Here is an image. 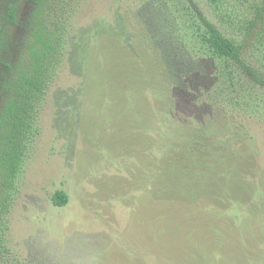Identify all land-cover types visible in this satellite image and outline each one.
I'll return each instance as SVG.
<instances>
[{
    "label": "rangeland",
    "instance_id": "374dc122",
    "mask_svg": "<svg viewBox=\"0 0 264 264\" xmlns=\"http://www.w3.org/2000/svg\"><path fill=\"white\" fill-rule=\"evenodd\" d=\"M78 1L76 29L121 23L124 34L92 41L86 79L66 59L49 88L4 219L3 240L12 257L19 264H264V114L239 115L248 144L233 151L248 154L231 156L228 172L210 182L213 190L205 197L189 196L175 185L167 189L159 171L172 148L184 143L189 125H201L210 114L202 95L212 83V69L177 47L172 68L183 77L164 98L167 88H160L164 79L144 34L161 28L158 11L168 3L196 29L206 20L248 41L261 32L260 23L249 34V21L264 15V0H161L158 9L156 0ZM28 9L23 6V16ZM12 51L19 54L18 47ZM107 75H116V98L109 96L115 82ZM81 86L80 100L66 105L58 100ZM4 101L0 95V105ZM57 191L68 194L65 207L53 204Z\"/></svg>",
    "mask_w": 264,
    "mask_h": 264
},
{
    "label": "trees",
    "instance_id": "16d2710c",
    "mask_svg": "<svg viewBox=\"0 0 264 264\" xmlns=\"http://www.w3.org/2000/svg\"><path fill=\"white\" fill-rule=\"evenodd\" d=\"M207 1L215 4L220 0ZM159 2L154 1L153 8L158 9ZM24 5L29 7L25 16ZM79 7L78 0H0V95L5 97L0 105V264H19L4 244V219L16 199L18 182L38 133V115L61 65L67 59L71 70L86 79L85 60L94 58L92 41L99 36L112 41L124 34L121 23L116 28L103 26L105 30H97L94 25L76 29L73 22ZM158 18L161 28L146 27L144 34L153 47L158 75L165 82L160 88H167L161 91L164 98L183 77L180 70L172 68L177 47L189 58L211 65L212 83L202 95L210 114L201 125H189L192 131L184 143L172 148L167 166L159 171L165 173L167 189L175 185L184 194L205 197L213 190L210 182L228 172L231 156L248 154L245 150L233 151L249 138L239 115L252 111L264 114V15L249 21V34L260 23L262 29L259 36L250 35L248 41L227 36L206 20L196 29L194 23L176 15L168 3L159 9ZM17 30L22 35L19 38L15 37ZM126 37L130 45L132 37ZM15 47L19 50L17 56L12 51ZM131 51L135 52L133 48ZM126 75L127 82H131L130 74ZM115 77L107 75L106 79L115 82L111 98L118 96ZM83 86L61 93L58 100H64L65 105L80 100ZM154 88L158 91L159 86ZM138 93L135 89L134 98L140 97ZM52 201L55 206L65 207L69 196L57 191Z\"/></svg>",
    "mask_w": 264,
    "mask_h": 264
}]
</instances>
